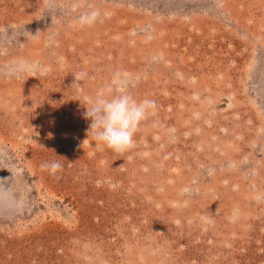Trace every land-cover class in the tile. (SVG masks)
<instances>
[{"label": "rangeland", "instance_id": "obj_1", "mask_svg": "<svg viewBox=\"0 0 264 264\" xmlns=\"http://www.w3.org/2000/svg\"><path fill=\"white\" fill-rule=\"evenodd\" d=\"M0 264H264V0H0Z\"/></svg>", "mask_w": 264, "mask_h": 264}, {"label": "clouds", "instance_id": "obj_2", "mask_svg": "<svg viewBox=\"0 0 264 264\" xmlns=\"http://www.w3.org/2000/svg\"><path fill=\"white\" fill-rule=\"evenodd\" d=\"M74 76L76 83L73 85L78 86L85 73ZM114 84H119V77L114 79ZM155 108L153 100H137L123 89L107 87L98 90L89 100L83 116L91 121L88 134L92 133L98 144L122 152L133 146L139 126ZM59 167L58 163L51 164L53 172Z\"/></svg>", "mask_w": 264, "mask_h": 264}]
</instances>
